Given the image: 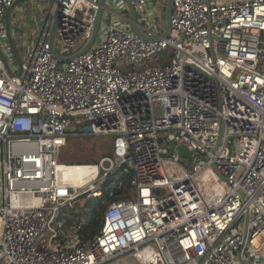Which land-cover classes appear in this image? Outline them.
I'll return each instance as SVG.
<instances>
[{
    "label": "built area",
    "instance_id": "2783aa9c",
    "mask_svg": "<svg viewBox=\"0 0 264 264\" xmlns=\"http://www.w3.org/2000/svg\"><path fill=\"white\" fill-rule=\"evenodd\" d=\"M16 1L0 0V264H264V0H173L164 38L149 0H130L148 39L108 0L76 56L99 0H28L43 23L21 68L4 20ZM55 11L69 59L48 43ZM87 135L109 139L96 163L57 160ZM116 190L80 240L89 214L66 209Z\"/></svg>",
    "mask_w": 264,
    "mask_h": 264
},
{
    "label": "water",
    "instance_id": "95a60500",
    "mask_svg": "<svg viewBox=\"0 0 264 264\" xmlns=\"http://www.w3.org/2000/svg\"><path fill=\"white\" fill-rule=\"evenodd\" d=\"M19 1V0H18ZM123 3H125L126 5V11L129 15V19H130V29L131 31L136 34L139 35L141 37H143L144 39H148V37L140 30L139 28V21L137 18V13L133 7V5L131 4L130 0H120ZM151 2H153L155 9H157V16L159 21L161 22V24L164 25V29L162 31L161 37H166L170 31V14H171V7H172V1L173 0H149ZM47 5L48 7L52 6V0H47ZM15 4V3H14ZM12 7L7 8L4 20H5V25H6V32H7V43L9 44L12 54L19 66V68L22 67V59H21V55L18 51L17 45L14 41L13 38V34H12V26L10 24V13L12 10ZM103 9H104V0H99V8L96 12V18H95V22H94V26H93V31H92V35L90 37V39L87 41V43L81 48L79 49L77 52L74 53V55L72 56H76L82 52H84L85 50H87L88 48H90V46L92 45V43L94 42V39L97 35L101 20H102V16H103ZM57 20H58V13L57 11L54 12L53 14V20L50 26V34H49V38H48V43L50 46V49L53 53V55L58 58V59H69L71 56L68 57H64L61 56L57 53V51L54 48V38H55V31H56V25H57ZM141 23H143V20L141 21ZM0 56L8 70L9 73L12 74V71L10 69V66L8 65L6 59L4 58L2 52L0 51ZM170 148L174 149L177 151V154L180 157H191V152L187 149V147L185 145H175L174 143H170Z\"/></svg>",
    "mask_w": 264,
    "mask_h": 264
},
{
    "label": "rangeland",
    "instance_id": "374dc122",
    "mask_svg": "<svg viewBox=\"0 0 264 264\" xmlns=\"http://www.w3.org/2000/svg\"><path fill=\"white\" fill-rule=\"evenodd\" d=\"M220 1V0H217ZM28 11V9H26ZM117 18H114L116 20ZM22 20L24 21V18L22 17ZM31 23H34L33 16L30 17L29 20ZM52 23V22H51ZM156 23H158V20H156ZM160 25V31L162 32L164 29V25ZM28 25L20 24L18 26L19 29H16V31L22 32L21 38L19 37V40L15 39V43L17 44V48L19 52L24 54V51L33 45L32 38L27 37L26 33L28 31L27 28ZM30 26V25H29ZM31 29V27L29 28ZM24 30V32L22 31ZM23 37L25 39H23ZM17 40V41H16ZM82 44H79L77 47H75L77 50L81 48ZM30 50V49H29ZM76 50V51H77ZM23 56V55H22ZM23 58V57H22ZM108 138L106 137H96V136H83V137H68L63 140V142L60 144L59 147V153H58V161L59 162H65V163H84V162H92V160L96 158H100L104 154H106L109 149V142ZM44 236V234L42 235ZM113 264H138L137 261L129 254L117 257L114 259Z\"/></svg>",
    "mask_w": 264,
    "mask_h": 264
},
{
    "label": "trees",
    "instance_id": "16d2710c",
    "mask_svg": "<svg viewBox=\"0 0 264 264\" xmlns=\"http://www.w3.org/2000/svg\"><path fill=\"white\" fill-rule=\"evenodd\" d=\"M171 53V48H166L163 52L159 53V59L165 58L167 55H171ZM100 158L95 157L92 162L89 163H96ZM130 177L131 174H126L121 177V180L123 181L126 187L129 186ZM122 194L123 193L116 190L114 196L109 198L106 192H103L101 197L89 199L84 203L83 206H80L78 203H76L74 207L66 209L67 212L73 217L74 215L89 214L87 221L81 226L79 230L80 240L84 241L86 239H89L100 230V227L102 225V211L106 207V204L114 199L119 198L120 196H122ZM73 220L74 218L68 217L66 218L65 223L68 224Z\"/></svg>",
    "mask_w": 264,
    "mask_h": 264
},
{
    "label": "crops",
    "instance_id": "0c3cea01",
    "mask_svg": "<svg viewBox=\"0 0 264 264\" xmlns=\"http://www.w3.org/2000/svg\"><path fill=\"white\" fill-rule=\"evenodd\" d=\"M25 1H28V0H19V1L17 0L15 2V4L13 5V7H12V10H11V13H10V24L12 26V34H13V38L15 37V39L19 40V37L21 38V36H22V32L20 33V31H16V29H19L18 26L20 24H24V25L26 24V25H28L27 26L28 31L26 33V36L27 37L28 36L31 37L33 39L32 42L34 43V41L36 39V35H37L36 34L37 33V28L42 25V23H43V19L42 18L43 17L41 15H37L35 10L31 8L32 6H26ZM43 1H45V4L47 3V0H43ZM111 1L115 2L116 0H111ZM116 2H118V1H116ZM104 4L109 6V1L108 0H104ZM118 4L120 5V3H118ZM148 4H149L148 8H149V11L151 13V16L159 21L158 16H157L158 15L157 14V9H155V6H154L153 2L149 1ZM124 5H125V3H124ZM26 9H28V11H26ZM119 9H120V11L122 10L124 16H127L128 19H129V15H128L127 11H123L124 9H121V8H119ZM125 9H126V6H125ZM31 16H33L34 23H31L29 21ZM22 17L24 18V21L22 20ZM137 18H138L139 23L141 24L142 19H141V17H139L138 14H137ZM129 22H130V19H129ZM30 27H31V29H29ZM22 31L24 32V30H22ZM23 39H25V38L23 37ZM29 49L28 50L26 49L24 51V54H22V55H25V53L28 52ZM20 55H21V53H20ZM112 261L109 264H113Z\"/></svg>",
    "mask_w": 264,
    "mask_h": 264
},
{
    "label": "bare ground",
    "instance_id": "6f19581e",
    "mask_svg": "<svg viewBox=\"0 0 264 264\" xmlns=\"http://www.w3.org/2000/svg\"><path fill=\"white\" fill-rule=\"evenodd\" d=\"M73 171H65L63 172V175L67 178V179H77L80 176L81 171H83V167L81 166H77V167H72L71 168Z\"/></svg>",
    "mask_w": 264,
    "mask_h": 264
}]
</instances>
